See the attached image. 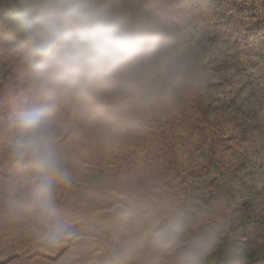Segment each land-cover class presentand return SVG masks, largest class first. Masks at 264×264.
<instances>
[{
	"label": "rangeland",
	"instance_id": "obj_1",
	"mask_svg": "<svg viewBox=\"0 0 264 264\" xmlns=\"http://www.w3.org/2000/svg\"><path fill=\"white\" fill-rule=\"evenodd\" d=\"M263 5L264 0L258 3L260 8ZM260 13L264 15V9L250 13L249 17H258ZM237 24L234 28L231 26L229 36H222L219 45H204L199 49L193 43L183 42L172 46L186 50L190 47V52L186 51L181 60V81L200 70L197 81L202 84L205 102L213 110L212 114L247 112L249 134L256 124L264 125V28L252 21ZM168 79L158 81V86L162 88ZM175 84L168 98L171 102L181 96L185 98L188 87L186 80ZM16 109L0 110V128L6 124L12 128L10 117L14 118ZM156 110L168 122L169 131L178 136L187 135L188 120L179 109L174 111L172 106L168 111L162 103L157 104ZM55 120L50 117L52 147L68 175L52 178L50 205L46 211L35 206L36 186L30 166L14 164L10 158L12 152L7 159L0 160V264H103L108 251L129 238L139 240L140 249L127 264H174L179 244L156 253L149 241L178 208L193 217L184 241L208 224H224L223 239L208 257L207 264L217 259L224 264L229 249L237 246L245 252L241 264H264V227L245 233L239 228L245 221V202H250L254 214L264 219V146L252 147L250 139L244 144L234 168L212 190L217 196L215 204L208 206L201 199L209 179L194 175L184 182L173 167L176 165L173 156L166 159L168 156L159 153L130 166L116 156L111 161L113 156L105 153L101 171L97 172L95 160L89 157L90 146L65 138L62 125ZM94 132L101 141L107 140L110 133L99 128ZM205 139L206 136L203 142H190L192 147L199 148L198 145L204 146ZM168 140L165 137L159 147L170 144ZM115 164L119 170L113 176L111 168ZM167 172L171 173L170 181ZM193 182L196 190L190 196ZM171 183L178 191H173ZM138 185L139 191L154 195L155 204L137 200ZM62 192L66 195L59 200L57 196ZM126 216L131 217L128 222L124 220ZM149 225L156 229L146 230Z\"/></svg>",
	"mask_w": 264,
	"mask_h": 264
},
{
	"label": "trees",
	"instance_id": "obj_2",
	"mask_svg": "<svg viewBox=\"0 0 264 264\" xmlns=\"http://www.w3.org/2000/svg\"><path fill=\"white\" fill-rule=\"evenodd\" d=\"M261 1L251 0L248 4L246 0H102V3L122 21H133L145 15L161 19L168 25V41L171 45L186 42L202 49L204 45H219L222 36H229L231 26L234 28L237 23L258 22L264 28L262 13L258 17H249L250 13L264 9L258 6ZM25 3L26 0H0V110L5 107L18 108L25 101L36 102L31 92L23 38L13 21L14 15ZM189 50L190 47L186 51ZM179 71L162 88L156 82L137 94L88 92L68 95L59 101L51 117L62 125L65 138L70 137L75 142L82 141L90 146L89 157L95 160L94 170L97 172L101 171L99 169L105 153L113 156L111 161L116 156L130 166L136 165V161H147L150 156L163 153L165 157L168 156L166 159L173 156V163L176 162L173 167L184 182H188V178L194 175L209 179L201 200L212 206L217 199L212 190L234 168L238 157L242 156L244 144L250 139L252 147L264 146V125L259 123L255 127L250 126L251 129L254 127V131L248 134L246 126L250 115L247 112L230 114L222 111L218 116L212 114L213 110L205 102L202 84L197 81L200 70L197 71L199 74L195 72L190 79L182 81ZM185 80L188 83L185 98L181 96L172 102L168 100L175 83ZM160 101L167 110L173 106L174 111H181V115L188 120L187 135L178 136L172 130L169 131L168 122L158 116L156 110L157 104H162ZM10 120L13 121V117ZM98 128L110 131L107 140H100L94 132ZM11 130L10 124L0 128V160L7 159L13 150L14 136ZM255 134L258 136L255 137ZM204 136L207 139L203 147L198 143L199 148L192 147L193 140L203 142ZM165 137H168L170 144L159 147ZM163 148L166 150L161 152ZM116 166L111 168L113 176L119 170ZM167 174L169 180L171 173ZM171 187L174 192L178 191L174 184ZM190 187L192 196L196 190L194 182ZM135 194L138 201L141 198L143 202L155 204L154 195L148 191H139V185ZM65 195L62 192L57 197L62 200ZM243 209L245 221L239 227L241 233L264 227V219L254 214L250 202H245ZM155 229L153 225L146 227L148 231ZM212 264L223 263L217 259Z\"/></svg>",
	"mask_w": 264,
	"mask_h": 264
},
{
	"label": "clouds",
	"instance_id": "obj_3",
	"mask_svg": "<svg viewBox=\"0 0 264 264\" xmlns=\"http://www.w3.org/2000/svg\"><path fill=\"white\" fill-rule=\"evenodd\" d=\"M13 21L23 38L36 102L25 101L15 111L10 158L30 166L35 206L46 211L52 178L68 175L52 147L50 117L59 101L88 92L137 94L177 74L186 49L169 43L165 21L147 15L119 20L102 0H26ZM130 219L124 217L125 222ZM192 223L188 212L173 210L151 236L153 252L179 244L174 264H207L223 239L224 224H208L184 241ZM139 249V240H122L103 264H127ZM244 255L242 247L231 248L224 264H241Z\"/></svg>",
	"mask_w": 264,
	"mask_h": 264
}]
</instances>
